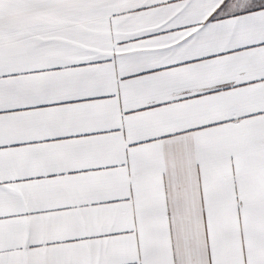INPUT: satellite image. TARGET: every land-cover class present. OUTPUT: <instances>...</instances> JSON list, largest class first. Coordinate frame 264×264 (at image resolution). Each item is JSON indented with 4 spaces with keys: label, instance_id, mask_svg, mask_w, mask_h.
<instances>
[{
    "label": "snow or ice",
    "instance_id": "6c2138e0",
    "mask_svg": "<svg viewBox=\"0 0 264 264\" xmlns=\"http://www.w3.org/2000/svg\"><path fill=\"white\" fill-rule=\"evenodd\" d=\"M0 264H264V0H0Z\"/></svg>",
    "mask_w": 264,
    "mask_h": 264
}]
</instances>
